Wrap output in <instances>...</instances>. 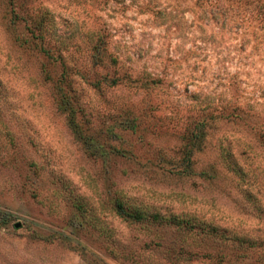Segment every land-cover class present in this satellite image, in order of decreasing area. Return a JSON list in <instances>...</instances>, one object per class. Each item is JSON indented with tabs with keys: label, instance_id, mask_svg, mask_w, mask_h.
I'll list each match as a JSON object with an SVG mask.
<instances>
[{
	"label": "rangeland",
	"instance_id": "obj_1",
	"mask_svg": "<svg viewBox=\"0 0 264 264\" xmlns=\"http://www.w3.org/2000/svg\"><path fill=\"white\" fill-rule=\"evenodd\" d=\"M0 264H264V0H0Z\"/></svg>",
	"mask_w": 264,
	"mask_h": 264
},
{
	"label": "trees",
	"instance_id": "obj_2",
	"mask_svg": "<svg viewBox=\"0 0 264 264\" xmlns=\"http://www.w3.org/2000/svg\"><path fill=\"white\" fill-rule=\"evenodd\" d=\"M39 26V25H38ZM62 106V104H61ZM63 108V107H62ZM71 116V115H69ZM73 206L77 209V210H81L82 209V205L81 203H77L75 202V200L72 201ZM114 211L118 216H130L135 220H140V219H144V214L145 211H143V209L141 208H137L131 204H127L124 201H122L121 199H115L114 202ZM152 219H164V220H168L170 221L172 224H176L179 225L180 223H184V224H189L188 226L190 228H192L193 226H199L201 228H205L203 225H199L197 224V222L192 221V223H189V221L191 219L189 218H179L176 215H171L169 216V218L167 217H162L161 215H158V213H153L151 215ZM206 230L211 231L212 233L215 232L216 227L214 226H207L206 225ZM248 244L249 246L254 244V241H249L248 240Z\"/></svg>",
	"mask_w": 264,
	"mask_h": 264
}]
</instances>
